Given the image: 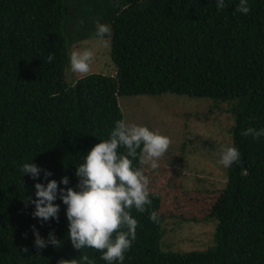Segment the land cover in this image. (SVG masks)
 I'll return each mask as SVG.
<instances>
[{
	"label": "trees",
	"instance_id": "16d2710c",
	"mask_svg": "<svg viewBox=\"0 0 264 264\" xmlns=\"http://www.w3.org/2000/svg\"><path fill=\"white\" fill-rule=\"evenodd\" d=\"M238 2L217 10L215 0H0V264H59L81 255L105 264L98 250L73 249L59 199L58 222L32 217L25 200L47 180L43 171L39 180L22 178L20 168L33 160L52 173L48 180L67 176L75 188L76 165L123 120L119 98L167 93L226 104L242 159L227 169L226 188L206 197L182 191L181 172L170 170L167 190L149 192L144 213L131 210L138 226L124 264H264V138L242 135L264 128V0H249L247 15L236 12ZM97 20L111 26L115 74L69 83L70 50L95 39ZM152 210L159 223L148 219ZM168 219H214L215 245L162 251ZM33 225L46 243L54 232L61 247L38 250Z\"/></svg>",
	"mask_w": 264,
	"mask_h": 264
},
{
	"label": "clouds",
	"instance_id": "9594fccd",
	"mask_svg": "<svg viewBox=\"0 0 264 264\" xmlns=\"http://www.w3.org/2000/svg\"><path fill=\"white\" fill-rule=\"evenodd\" d=\"M217 10L227 6V0H215ZM236 12L247 15L250 11L249 0H239ZM112 35L111 26L96 21L94 38L107 46ZM54 55H48L51 62ZM94 59L92 49L73 51L69 59V67L73 73L86 75L89 73ZM244 136H251L253 140L264 138V128L249 127L242 132ZM170 138L149 127L124 120L114 122L107 139L98 144L82 157V162L76 165L75 176L78 183L75 188L68 187L70 180L67 176L59 182L47 178L52 173L42 170L35 163H24L20 171L22 178L27 175L32 180L41 178L47 183L34 184L35 199L27 197L26 205L34 206L32 217L42 222L50 218L58 222L60 204L66 206L65 215L68 221L67 239L77 252L91 248L100 252V260L105 264H124L125 254L131 249L136 240L138 220L131 215V210L139 213L151 206L149 195V178L144 174L143 166L155 171L160 167V161L170 146ZM124 148L125 152H119ZM240 149L236 146H224L220 152L218 163L224 168H231L241 161ZM138 161L140 167L134 166ZM63 185L64 187H60ZM148 219L159 223V214L152 210ZM35 237L34 244L38 250L48 245L61 247L54 232H49L47 243L40 236L39 230L32 226ZM24 251H28L27 248ZM59 264H96L88 255H81L79 259L61 260Z\"/></svg>",
	"mask_w": 264,
	"mask_h": 264
},
{
	"label": "rangeland",
	"instance_id": "374dc122",
	"mask_svg": "<svg viewBox=\"0 0 264 264\" xmlns=\"http://www.w3.org/2000/svg\"><path fill=\"white\" fill-rule=\"evenodd\" d=\"M86 48L94 52L89 73H73L68 67L65 70L66 81L71 83L90 74L114 76L110 41L104 46L96 39L85 40L74 45L70 55ZM118 104L126 123L147 126L170 138L169 149L161 159L160 167L155 171L150 168L144 170L149 178V192L167 190L170 170L181 172L182 191L195 197H206V194L226 188L227 169L218 163L222 147L232 146L229 130L233 120L225 112L226 104L169 93L159 97H121ZM162 229L160 244L164 252H202L215 245L214 219L202 223L168 219L162 224Z\"/></svg>",
	"mask_w": 264,
	"mask_h": 264
}]
</instances>
